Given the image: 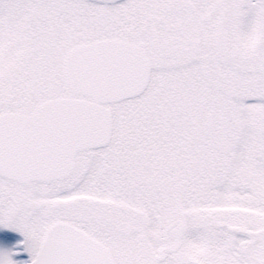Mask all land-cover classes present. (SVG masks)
<instances>
[{
	"label": "snow or ice",
	"instance_id": "1",
	"mask_svg": "<svg viewBox=\"0 0 264 264\" xmlns=\"http://www.w3.org/2000/svg\"><path fill=\"white\" fill-rule=\"evenodd\" d=\"M0 264H264V0H0Z\"/></svg>",
	"mask_w": 264,
	"mask_h": 264
}]
</instances>
